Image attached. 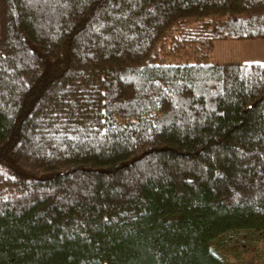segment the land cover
I'll return each mask as SVG.
<instances>
[{
  "label": "trees",
  "instance_id": "16d2710c",
  "mask_svg": "<svg viewBox=\"0 0 264 264\" xmlns=\"http://www.w3.org/2000/svg\"><path fill=\"white\" fill-rule=\"evenodd\" d=\"M228 38L264 39V0H0V264L264 236V63L214 62Z\"/></svg>",
  "mask_w": 264,
  "mask_h": 264
},
{
  "label": "rangeland",
  "instance_id": "374dc122",
  "mask_svg": "<svg viewBox=\"0 0 264 264\" xmlns=\"http://www.w3.org/2000/svg\"><path fill=\"white\" fill-rule=\"evenodd\" d=\"M226 45L217 50L229 52L230 58L214 57L216 62L240 61L264 63L263 38H228ZM231 59V60H230ZM215 251L222 257L224 264L242 262V260L264 264V236L251 230H240L238 234L220 235L213 243Z\"/></svg>",
  "mask_w": 264,
  "mask_h": 264
},
{
  "label": "crops",
  "instance_id": "0c3cea01",
  "mask_svg": "<svg viewBox=\"0 0 264 264\" xmlns=\"http://www.w3.org/2000/svg\"><path fill=\"white\" fill-rule=\"evenodd\" d=\"M224 40H226V39H215V40H213V42H212V60L214 61V62H216L213 58L216 56V57H225V56H227L226 58H230V55H229V52H226L225 54H223L224 52H222V51H219V50H217V48H223L225 45H226V43L225 42H223ZM231 60V59H230ZM235 61V60H234ZM224 62V61H223ZM240 62V61H239Z\"/></svg>",
  "mask_w": 264,
  "mask_h": 264
}]
</instances>
